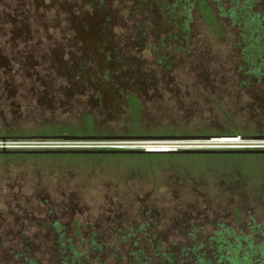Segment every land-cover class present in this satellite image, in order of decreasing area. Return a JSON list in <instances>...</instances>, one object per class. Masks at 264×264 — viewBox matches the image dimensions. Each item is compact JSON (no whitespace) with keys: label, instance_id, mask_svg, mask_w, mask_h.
I'll list each match as a JSON object with an SVG mask.
<instances>
[{"label":"rangeland","instance_id":"374dc122","mask_svg":"<svg viewBox=\"0 0 264 264\" xmlns=\"http://www.w3.org/2000/svg\"><path fill=\"white\" fill-rule=\"evenodd\" d=\"M236 1L207 0L222 26L213 34L198 0H0V19L18 22L13 35L0 20V46L16 43L0 48V139L51 136L87 115L99 136L154 144L233 128L264 134V48L253 63L230 26L237 6L264 10ZM26 29L33 48L23 45ZM75 33L81 40L69 48ZM131 90L138 128L125 103ZM136 128L143 134L130 135ZM245 164L258 172L234 173L231 159L0 158V264H135L136 253L166 264L165 255L182 261L188 246L213 257L230 235L258 244L264 159Z\"/></svg>","mask_w":264,"mask_h":264},{"label":"trees","instance_id":"16d2710c","mask_svg":"<svg viewBox=\"0 0 264 264\" xmlns=\"http://www.w3.org/2000/svg\"><path fill=\"white\" fill-rule=\"evenodd\" d=\"M133 109L135 110V113H138V101L134 100L132 102ZM90 119V118H89ZM93 123L91 120H88V123L84 127H79L73 132H67L69 135L77 136V137H92L97 136L98 133L93 129ZM205 134H209L207 131L204 132ZM58 133H53L52 135H55ZM60 135H64L65 133H59ZM143 134L139 129H137L136 132H132L130 135H140ZM254 131H248V132H242L238 130L237 128L229 129L225 132H222L218 134V136L215 137H237V136H250L252 137L254 135ZM0 135H2L0 133ZM19 134H16L18 136ZM260 136H264V134H260ZM2 136H0L1 138ZM21 137V136H20ZM30 158V159H60V158H69L74 160H119V159H145L146 161L152 163L153 161H161V160H179L180 162H191V163H197L201 162V160L205 159H212V160H224V159H231L235 163V169H232V172L236 173L238 171H244V173L248 171H252L255 175L258 171L253 169L249 164H245V162L251 161V160H261L264 159V155H185V154H179V153H166V154H147V155H120V154H104V155H98V154H83V155H76V154H50V155H28V154H11V155H2L0 154V158L10 159V158ZM184 164H181V167ZM211 168V167H210ZM212 171L214 168H211ZM263 170V169H262ZM249 176V182H252V180H260L256 178L255 176ZM248 178V177H247ZM264 185V184H263ZM264 191V186L263 190ZM230 235V234H229ZM217 240V239H216ZM215 240V241H216ZM246 240H242L239 238H234L231 235L227 236L224 240V238L218 239L216 243L218 246L215 247L213 257L212 255H208L206 252H198L199 248L195 246H188L186 249H184V253L187 255L183 257L182 261H179L176 259L175 255L174 257L169 256L164 258V263L171 264L170 262L178 261L179 264L182 263H189L191 264H264V241L254 244L253 242L248 243V246H244V243ZM188 250V251H187ZM141 253H136L135 255V264L141 263L146 264V261L143 257H139L137 255H140ZM189 257L187 260H185L186 257ZM174 258V259H173Z\"/></svg>","mask_w":264,"mask_h":264},{"label":"built area","instance_id":"2783aa9c","mask_svg":"<svg viewBox=\"0 0 264 264\" xmlns=\"http://www.w3.org/2000/svg\"><path fill=\"white\" fill-rule=\"evenodd\" d=\"M145 151L149 154L178 153L187 150H264V138L210 137L204 140L157 143L142 139H73L34 138L28 140L0 139V151Z\"/></svg>","mask_w":264,"mask_h":264},{"label":"flooded vegetation","instance_id":"af4514ba","mask_svg":"<svg viewBox=\"0 0 264 264\" xmlns=\"http://www.w3.org/2000/svg\"><path fill=\"white\" fill-rule=\"evenodd\" d=\"M32 1L34 3H36V4H40L41 3V0H32ZM53 1L59 2V0H53ZM62 1H66V0H60V2H62ZM223 1H225L227 3L238 4V2L236 0H223ZM254 2H256V6L259 7V10H264V0H256V1L253 0V1L247 2V4L251 5V4H254ZM90 4L92 6H94L91 1H90ZM59 5L62 8V10H66L65 7H62L60 3H59ZM242 6H244V5H242ZM245 8H249L248 5H246V7H244V8H242L241 6H239V7L237 6L236 9H238L240 11L239 14H236L237 15V18H236L237 23H235V22H234V24L230 23V26H231V29L236 32V36H238V39H239V40L238 39L237 40H238V43L240 44V47H238L236 45V48H247L246 52L249 51V52H247L248 56H249V53H250L251 57L250 56L249 57H250V59L252 58V60L254 61L255 57H257V54H258V53H256L257 52L256 48H261V49L264 48V16L260 12H256V10L253 9L254 7H252V10L249 8L247 11H245ZM197 9L200 12V13L199 12L198 13L201 14V16H202V18L204 20L203 22H207L208 23L207 25L210 28V30L213 32V34H216V32L219 33V32L222 31V29L220 28L222 26L219 23H216L217 21H215V19L214 20L212 19V18H214L213 13H212L213 10H212L211 6L208 5L207 0H198ZM235 11H237V10H235ZM94 13H97V12H94ZM85 14L89 15L88 13H85ZM105 15H106V13H105ZM222 16L225 19L228 18L226 20H231L230 18H232V17H228V15H225V14H223ZM108 19L109 18H107L106 20H108ZM0 20H1L2 23H5L6 25L9 24L10 33L15 35V33H16L15 30L17 29L15 22L16 23H18V22L17 21L12 22L13 20H10V21H3L2 19H0ZM73 20H75V17H74ZM147 20H148L147 18H144L143 21L146 22ZM216 20H218V19H216ZM188 21L190 22V20H188ZM107 23L111 24L112 26L117 24L116 22L110 23V21H108ZM237 27H241L240 33L238 31H236V30H238V29H236ZM72 30L78 34L77 27H75V25H73V27H71V28L69 27V29H68L69 32H72ZM21 32L24 33L25 36H27V38L23 42L24 43L23 45L26 48H28L31 45V47L33 48L34 45L32 44L33 41H32V37H31L32 36V32L30 30H28V29H26V31L22 30ZM76 33H75V36H73V40L69 41V44L67 45V47L75 48L76 42H79L81 40V39L77 38L78 36H77ZM81 33H83L82 30H81ZM242 33H244V34L242 35ZM28 37H30V40H28L29 39ZM90 37H91V40H92V45L96 44L94 38L92 36H90ZM14 40H15L14 36L12 37L11 40H9V38L5 39L4 45L6 47L5 46H0V48H3V47L8 48V44H10V43L11 44H10L9 48H14V46L16 45ZM119 40H120V38H119ZM37 42L39 43V41H36L34 43L37 44ZM48 43L51 44V41L48 40ZM166 43L167 42L164 41V40H159V45H157V47L158 48H163L164 44H166ZM50 44H46V46L50 47ZM96 49H98V48H96ZM262 52H264V51H262ZM253 63H256V61H254ZM257 74L259 75L258 71H257ZM48 86H49V84L47 83L45 85V88L48 89ZM90 86H92V85L90 84ZM45 91H47V90H45ZM134 100L138 101V107H137L138 113H135V110L133 109L134 107L132 105V102ZM125 103H126L127 107L130 109V112H131V115H132L133 126L138 128L139 126L136 125L134 122H136L137 119H139V116H140V101H139L138 96H137V94H136V92L134 90H131L128 93V95L126 96ZM88 120H91V122L93 123V125H92L93 129L98 133L97 136H99V132L96 129L95 119L91 115L85 116L84 117V122L82 124H80L79 126L74 127V128H69V127L68 128H64L63 127L62 131H58V132L59 133L73 132L79 127L86 126L87 123H88ZM58 132H55V133H58ZM59 133L55 134V135H51V136H49V135L36 136V137L32 136V137H29V138H55V137H60ZM61 136H73V135L67 134V135H61ZM75 137H77V136H75ZM92 137H96V136H92ZM99 137H106V136H99ZM24 138H28V137L24 136ZM182 264H186V263H182Z\"/></svg>","mask_w":264,"mask_h":264},{"label":"water","instance_id":"95a60500","mask_svg":"<svg viewBox=\"0 0 264 264\" xmlns=\"http://www.w3.org/2000/svg\"><path fill=\"white\" fill-rule=\"evenodd\" d=\"M55 138H61L65 140H73V139H128L133 137H126V136H106V137H75V136H60ZM251 138L260 139L264 138V136H252ZM179 154L185 155H264V150H187V151H180ZM2 155H11V154H28V155H50V154H76V155H83V154H120V155H147L149 153L145 151H108V150H77V151H53V150H43V151H0Z\"/></svg>","mask_w":264,"mask_h":264}]
</instances>
